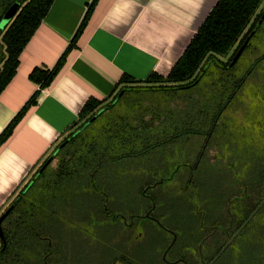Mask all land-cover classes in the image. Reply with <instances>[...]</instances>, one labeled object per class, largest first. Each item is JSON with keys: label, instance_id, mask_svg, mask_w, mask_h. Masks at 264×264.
I'll use <instances>...</instances> for the list:
<instances>
[{"label": "trees", "instance_id": "16d2710c", "mask_svg": "<svg viewBox=\"0 0 264 264\" xmlns=\"http://www.w3.org/2000/svg\"><path fill=\"white\" fill-rule=\"evenodd\" d=\"M97 1L92 0L88 5L72 40L54 67H35L30 72L29 80L37 84L39 90L51 85L69 52L76 48L78 38ZM53 2L54 0H0V94L15 76L21 52ZM263 2L264 0H218L166 75L151 72L144 79H135L123 74L106 99L100 101L89 98L81 108L77 120L67 127L54 154L44 160L29 175L26 183L13 194L10 210L1 223L0 264H60L58 260L55 261L56 255L51 249V243L62 236L59 233L53 236L55 232L50 227L54 223L53 219L56 215L64 216L59 210L65 212L68 208L76 225L86 220L105 222L111 215L106 205L110 189L103 190V184H111L110 181L117 176V164L125 159H144L145 156L158 152L153 151L156 148L178 144L176 142L185 134L196 138L205 137L203 148L207 147L214 130L222 127L218 123L226 107L251 74V71L238 73L236 65L240 57L236 62L233 60L245 42L243 51L249 48L251 39L257 33L264 12L260 8ZM13 5H18L15 15L7 24H2L4 15ZM263 21L264 19L261 22ZM207 77H212L213 82L217 81L220 90L216 95L206 93L204 103L210 110L204 112V116L200 113L192 114L196 111L193 108L198 104L197 100L183 99L186 105L180 108L185 111V118L183 116L180 120L167 122L162 114L147 110L146 114L134 118L131 123L122 120V126L111 131L114 126L117 128V124L109 121L112 118L109 119L108 112L113 110L127 92L176 94L179 90L194 88ZM207 88L210 85H206L205 89ZM38 94L39 91L34 92L0 133V147L12 136L28 110L36 105ZM98 121L102 127L97 132H91L92 126ZM107 125L111 127L106 128ZM170 129L172 132H169ZM54 158L58 163L52 168ZM249 162V169L239 175V178L244 179L241 178L242 186L238 185L241 189L239 193H245L248 189L256 190L257 194L258 189L264 185V156L253 155ZM113 168L114 172L110 175L109 171ZM186 180V184L194 185V188L195 185H200V180L194 173H189ZM239 180L236 181L237 184ZM233 183L227 181L228 186H234ZM233 197L237 202L233 208L236 229L243 226L253 214L236 238V249L239 252L234 257L245 253L247 264H264V203L260 199L247 200L243 195ZM6 222L9 224L7 227L4 226ZM126 250L128 249H121ZM227 251L229 250L224 255Z\"/></svg>", "mask_w": 264, "mask_h": 264}, {"label": "rangeland", "instance_id": "374dc122", "mask_svg": "<svg viewBox=\"0 0 264 264\" xmlns=\"http://www.w3.org/2000/svg\"><path fill=\"white\" fill-rule=\"evenodd\" d=\"M263 6L264 2L260 7L264 10ZM236 69L238 73L251 71V74L226 107L218 123L224 128L217 126L218 130H214L211 136V143L203 148L205 137L196 138L185 134L176 142L178 144L154 149L153 151L158 152H151L152 155H147L148 159L147 156L141 160L125 159L121 164H117V170L115 169L117 176L110 181L111 184L104 183L102 188L110 189L106 205L111 215L105 222L80 220L79 225H76L69 215L68 208L64 210L65 212L59 210L64 216L56 215L53 219L54 223L52 222L50 226L55 232L53 236L58 233L62 235L51 243V249L56 255L55 261L58 260L60 264H117L115 257L117 251H121L122 248L138 253L156 250L150 230L144 233L130 230L126 225L138 215H146L148 209L146 206H150V203L142 194L145 191L150 197L162 200V203H159L161 212L155 209L153 211L155 216L159 213L166 215L167 209L170 211L167 219L160 220L163 227L159 230L165 243L169 240L165 227L180 232V235L181 232L185 233L186 222L194 227L193 224H196L197 220L193 209L196 206L199 211L214 210L215 213L228 216L233 214V208L237 204L233 196L243 195L247 200L260 199L264 203V185L261 190L258 189L257 194L256 190L248 189L245 193L244 191L239 193L241 189L238 187L243 184V177L241 179L239 175L249 169L250 158L253 155L264 156V21L251 39L249 48L242 52ZM206 85H210V88L205 89ZM218 90L220 85L217 81L213 82L212 77H207L194 88L179 90L176 94L152 91L127 92L113 110L108 112L109 119L112 118L108 120L117 124V128L114 126L111 131L119 129L122 120L131 123L134 118L146 114L147 110L162 114L167 122L180 120L183 116L185 118V111L181 110L186 105L183 99L197 100L198 104L193 108L196 110L193 111V115L209 112L210 108H206L204 97L207 92L216 95ZM100 127L102 124L98 121L92 126L91 132H97ZM110 127L111 125L106 126V128ZM169 132L172 130L170 129ZM60 144L61 142H58L53 151ZM57 163V159L54 158L51 162L52 168H55ZM113 172L114 168L110 169L109 174ZM189 173H194V176L200 180L198 187L195 185L194 188V185L186 184ZM228 180L234 182V186H228ZM220 203H223L222 206ZM194 212L197 213L196 210ZM8 225L6 222L4 226ZM159 240L161 241L160 237ZM229 251L222 257L220 264H247L245 253L235 258L239 251L235 249Z\"/></svg>", "mask_w": 264, "mask_h": 264}, {"label": "crops", "instance_id": "0c3cea01", "mask_svg": "<svg viewBox=\"0 0 264 264\" xmlns=\"http://www.w3.org/2000/svg\"><path fill=\"white\" fill-rule=\"evenodd\" d=\"M217 1L98 0L76 48L51 85L39 90L30 72L54 67L92 2L54 0L0 94L1 133L39 91L36 105L0 147V216L29 175L54 154L89 98L106 99L123 74L135 79L151 72L166 75Z\"/></svg>", "mask_w": 264, "mask_h": 264}, {"label": "flooded vegetation", "instance_id": "af4514ba", "mask_svg": "<svg viewBox=\"0 0 264 264\" xmlns=\"http://www.w3.org/2000/svg\"><path fill=\"white\" fill-rule=\"evenodd\" d=\"M142 194L150 203V206H146V209L148 208L146 215H138L135 220L129 221L126 225L130 230L134 229L144 233L150 230L153 234V246L156 247V250L151 249L144 253L117 251V264H220L219 262L226 250H237L236 238L244 227L240 226L236 229L234 214L223 216L215 213L214 210L212 212L199 211L198 206L193 209L197 220L196 224H193L194 227L186 222L185 233L181 232V235L180 232L165 227L167 230L164 231L169 236L168 242L165 243L159 230L163 227L160 220L167 219L170 211L167 209L166 215L159 213L158 216H155L153 214L155 209L161 212L159 209L161 208L159 203H162L161 198L150 197L147 195V191ZM195 210L197 213L194 212ZM161 245H163L162 248ZM217 248H220L219 251H216ZM222 248L224 250L219 255Z\"/></svg>", "mask_w": 264, "mask_h": 264}, {"label": "water", "instance_id": "95a60500", "mask_svg": "<svg viewBox=\"0 0 264 264\" xmlns=\"http://www.w3.org/2000/svg\"><path fill=\"white\" fill-rule=\"evenodd\" d=\"M17 8H18V5H13L7 12L6 14L4 15V18H3V21H2V24H7L12 18L13 16L15 15L16 11H17ZM264 19V12L262 14V17L260 19V23L261 21ZM246 45V42L242 45V47L239 49V51L237 52V54L235 55L234 57V60L233 62H236L238 60V58L240 57V55L242 54L243 52V49ZM9 208L0 216V237H2V234H1V223L2 221L5 219L6 215L8 214L9 212ZM253 216V214L245 221L244 225L248 222V220L251 219V217ZM243 225V226H244ZM172 245V244H171ZM170 245V246H171ZM225 248V247H224ZM224 248L221 249L219 255L223 252Z\"/></svg>", "mask_w": 264, "mask_h": 264}]
</instances>
